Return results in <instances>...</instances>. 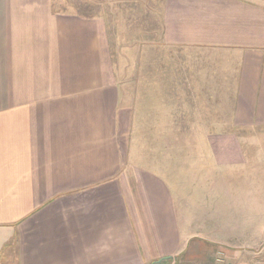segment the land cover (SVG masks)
<instances>
[{
  "label": "crops",
  "instance_id": "1",
  "mask_svg": "<svg viewBox=\"0 0 264 264\" xmlns=\"http://www.w3.org/2000/svg\"><path fill=\"white\" fill-rule=\"evenodd\" d=\"M59 5L0 0V264H264V0H163L210 115L155 135L206 138L228 185L195 196L133 145L107 18Z\"/></svg>",
  "mask_w": 264,
  "mask_h": 264
},
{
  "label": "rangeland",
  "instance_id": "2",
  "mask_svg": "<svg viewBox=\"0 0 264 264\" xmlns=\"http://www.w3.org/2000/svg\"><path fill=\"white\" fill-rule=\"evenodd\" d=\"M57 1L62 11L107 18L124 102L136 106L140 112V126L132 140L144 164L160 173L173 170L176 175L183 170L184 195L209 193L214 180L221 181L220 186L226 191L225 178L218 175L208 155L206 138L179 135L175 129L173 135H155L159 132L155 128L164 120L173 128H184L185 122L203 123L202 118L210 115L208 111L201 113L204 106H184V96L193 102L196 95L192 89L184 93V83L190 84L188 72H184V47L162 42L163 0ZM162 109L167 110L166 114H162ZM223 110L221 119L227 117ZM260 134L264 136L263 132ZM263 139L259 138L258 143ZM255 155L258 156L256 169L260 171L261 156Z\"/></svg>",
  "mask_w": 264,
  "mask_h": 264
}]
</instances>
